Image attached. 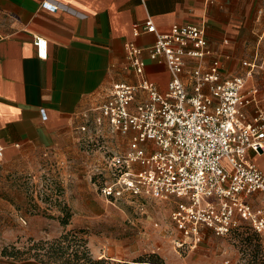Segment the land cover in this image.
Returning <instances> with one entry per match:
<instances>
[{"label":"built area","instance_id":"2783aa9c","mask_svg":"<svg viewBox=\"0 0 264 264\" xmlns=\"http://www.w3.org/2000/svg\"><path fill=\"white\" fill-rule=\"evenodd\" d=\"M133 34L156 35L146 50L134 42L125 44L137 83L114 84L97 109L99 115L86 116L78 128L90 134L83 141L99 135L105 125L129 139L123 152L106 161L103 171L109 177L102 193L109 200L129 195L172 204L177 248L195 249L207 234L228 239L241 226L264 238V171L250 155L264 154V92L246 87L260 55L243 63L249 68L246 78L221 80L217 61L203 68L211 55L205 23L177 22L170 33L160 34L148 18L134 25ZM35 39L39 58L46 59L48 42ZM145 52L166 65V92L147 79ZM248 107L253 108L250 116ZM3 157L0 143V162Z\"/></svg>","mask_w":264,"mask_h":264},{"label":"crops","instance_id":"0c3cea01","mask_svg":"<svg viewBox=\"0 0 264 264\" xmlns=\"http://www.w3.org/2000/svg\"><path fill=\"white\" fill-rule=\"evenodd\" d=\"M148 18L160 34L177 22L205 23L211 55L203 68L217 61L221 80L246 78L243 63L259 54L246 87L264 92V0H0V143L7 161L36 150L76 152L78 128L99 115L114 84L137 83L125 44H154L155 34H133ZM37 37L48 42L46 59L38 56ZM144 60L147 79L166 92V65L146 52ZM250 155L264 171V154ZM255 199L260 205L261 196Z\"/></svg>","mask_w":264,"mask_h":264},{"label":"rangeland","instance_id":"374dc122","mask_svg":"<svg viewBox=\"0 0 264 264\" xmlns=\"http://www.w3.org/2000/svg\"><path fill=\"white\" fill-rule=\"evenodd\" d=\"M102 131L88 141L83 139L90 134L81 133L70 155L36 150L0 162V264H45L33 257L35 250L28 252L31 239L55 245L63 235L71 247L44 255L46 264L61 263L78 241L86 243L95 260L108 264L239 262V240L207 234L195 249L177 248L170 203L129 195L107 199L101 188L109 174L103 168L112 154L127 148L129 139L108 128ZM68 214L69 223L63 225Z\"/></svg>","mask_w":264,"mask_h":264},{"label":"trees","instance_id":"16d2710c","mask_svg":"<svg viewBox=\"0 0 264 264\" xmlns=\"http://www.w3.org/2000/svg\"><path fill=\"white\" fill-rule=\"evenodd\" d=\"M69 216L67 215L64 219L61 220L63 225L69 223ZM68 237L67 235H63L58 241L55 242V245H50L47 242H34L31 239V246L28 249V252L31 253L34 250L33 257L39 259L43 263H47L44 260V255L49 254L50 252L54 253L56 250L61 252H65L68 250L71 245L66 244ZM231 241H242L241 247L239 249L240 252V263L239 264H264V245L263 238H261L258 234L253 232L247 226H241L228 238ZM83 242V241H82ZM83 261V262H82ZM109 262L105 259L95 260L87 248L86 243H76L74 250L70 252L65 260H63L59 264H108Z\"/></svg>","mask_w":264,"mask_h":264}]
</instances>
